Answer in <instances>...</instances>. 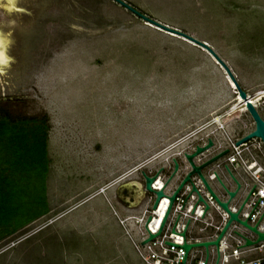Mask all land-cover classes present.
Returning a JSON list of instances; mask_svg holds the SVG:
<instances>
[{"label": "rangeland", "instance_id": "obj_1", "mask_svg": "<svg viewBox=\"0 0 264 264\" xmlns=\"http://www.w3.org/2000/svg\"><path fill=\"white\" fill-rule=\"evenodd\" d=\"M124 1L205 41L246 96L264 91V0ZM0 52V108L48 122V211L0 236V264H145L141 225L123 220L143 194L121 189L125 204L116 186L163 159L166 178L178 149L253 126L205 48L115 0H0ZM254 107L264 119V95Z\"/></svg>", "mask_w": 264, "mask_h": 264}, {"label": "built area", "instance_id": "obj_2", "mask_svg": "<svg viewBox=\"0 0 264 264\" xmlns=\"http://www.w3.org/2000/svg\"><path fill=\"white\" fill-rule=\"evenodd\" d=\"M215 118L216 116L213 117ZM238 137L239 135L226 137L223 143L217 145L215 152L224 148L227 151L218 158L219 160L217 159L214 168H219L225 176V181L229 180L232 186L234 184L230 174L237 180L239 184L237 193L227 204V208L231 212H236L239 220H245L248 226H254L255 231L231 219L216 244L192 245L185 251L181 247L183 242L214 239L228 215L226 211L214 205L207 193H203V196L211 204L212 209L203 214L202 202L195 203L193 194L185 199L186 191L180 190L175 195L160 227L169 203L168 196L175 185L163 187V195L159 197L155 207H152L154 190L161 188L165 180L158 171L150 183L151 189L146 190L142 187L145 201L137 214H126L123 218L127 221L126 218L130 217L135 224L141 225L138 229L137 243L134 245L143 263L264 264V238H257V232H262L264 237V165L256 159L260 158L257 152L264 156V145L258 137H251L235 144L234 141ZM156 170L147 175L154 174ZM141 180L143 181V178ZM103 188L100 187L98 190L101 191ZM196 222L201 225L197 226ZM159 227L158 234L141 243V240L149 233L156 232ZM203 233L204 235H197ZM245 239L251 242L245 244Z\"/></svg>", "mask_w": 264, "mask_h": 264}, {"label": "trees", "instance_id": "obj_3", "mask_svg": "<svg viewBox=\"0 0 264 264\" xmlns=\"http://www.w3.org/2000/svg\"><path fill=\"white\" fill-rule=\"evenodd\" d=\"M47 130L44 115H14L0 108V236L48 211Z\"/></svg>", "mask_w": 264, "mask_h": 264}, {"label": "water", "instance_id": "obj_4", "mask_svg": "<svg viewBox=\"0 0 264 264\" xmlns=\"http://www.w3.org/2000/svg\"><path fill=\"white\" fill-rule=\"evenodd\" d=\"M115 1L117 3H119L120 5L124 6L126 9L133 12L134 14H136L137 16H139L140 18L144 19L145 21L150 22V23H152V24H154V25H156V26H158L164 30H167L169 32L178 34V35L202 46L203 48H205L223 66V68L227 72L228 76L230 77V79L232 80V82L236 88L237 95L240 98L245 100L244 105H245L246 110L249 113L250 117L252 118L253 127L251 129H249L247 132H245L244 134H242L241 136H239L234 141V143L239 144L243 141L250 139L251 137H258L261 140L262 144L264 145V120L261 118V116L259 115V113L255 109V107L252 105V103H250L248 101V99H246L245 91L240 88V86L236 82L235 78L233 77V75L229 71L228 67L216 55V53L211 49V47L205 41L199 40V39L189 35L188 33L184 32L182 30H179L175 27L168 26L164 23H161V22H159L153 18L146 16L145 14L138 11L136 8H134L133 6H131L129 3L125 2L124 0H115ZM0 61H1V59H0ZM212 145H213V140L211 139L210 136H207L203 143H195L193 145V148L190 151H183L181 153V158L183 160L182 164H184V167H183L184 170L179 174V178H177L176 182L174 183L175 186H174L173 190L171 191L170 195L168 196L169 203H168L167 208H166L164 215L162 217L160 227H161L163 221L165 220V217L168 213V210L170 208V205H171L175 195L180 190L186 191L184 194L185 199L189 195L193 194L195 196V203H197L198 201L202 202L203 214L206 211H209L212 209L211 204L208 203L203 196L204 195L203 193L209 194L211 196V199H212L214 205H217L221 209L226 211L228 217L225 220V222L223 223L222 227L220 228V230L218 231V233L214 239L197 241V242H183L181 244V247L185 251L189 247H191L192 245L207 246L208 244H216L219 237L221 236V234L225 230V228L229 225L231 219H235V220L239 221L242 225L248 226L247 223L245 222V220H239L237 218L236 212H231L227 208V204L231 201V199L237 193V188L239 186L237 180L230 174L231 180H232L234 185L229 186V184H226L224 182V180L221 179V177L219 176L216 169L211 168V170H210V165H212L213 162L217 158L222 156L227 151V149L224 148V149L217 151V152H214V153H207L208 148L211 147ZM201 155H202V157H201ZM172 163H173L172 169L169 172L168 176L165 178L162 187L157 189V190H154L155 197H154V200L152 203V207H155L159 197L161 195H163V191H162L163 187H165L168 184V182L174 177V175L177 174L178 162L176 161L175 158H172ZM206 168H209L208 172L205 171ZM160 169H161V167H159L156 170V172H154V174H152V175H147L146 172L141 170L140 174H141V178H143V181L139 182L137 180H133V182L135 183V186L137 188V191H138L137 194L135 195L136 200H138L137 198H140L142 196V193H143L142 187H144V189H146V190L151 189L150 183L154 179L156 173ZM210 174H211V177H209ZM210 182H215L217 184L219 190L218 191L214 190L212 188ZM148 219H149V217L147 218V220ZM160 227L157 229L156 232L149 233L146 238L141 240V243L145 242L146 240H148V239L152 238L153 236H155L156 234H158ZM248 227L251 230L255 231L254 226H248ZM181 234L183 235V231H181ZM257 238L263 239L264 238L263 233L257 232ZM250 242L251 241L249 239H245V244H248Z\"/></svg>", "mask_w": 264, "mask_h": 264}, {"label": "crops", "instance_id": "obj_5", "mask_svg": "<svg viewBox=\"0 0 264 264\" xmlns=\"http://www.w3.org/2000/svg\"><path fill=\"white\" fill-rule=\"evenodd\" d=\"M260 115V114H259ZM261 116V115H260ZM262 119H263V117H262ZM264 120V119H263ZM225 135H229V137H231L230 136V134H229V132H226V134ZM206 136H209L208 134L206 135ZM206 136H204V138L206 137ZM203 137V136H202ZM211 137V136H210ZM204 138L202 139L203 141L202 142H204ZM199 139L197 138V141H198ZM198 143V142H197ZM220 143V142H219ZM195 144V142L191 145H186L185 146V149L186 150H189V149H191V146H193ZM179 150H184V148L183 149H178V151ZM217 150V145L216 144H214L213 143V145L211 146V147H209L208 148V150H207V153H214L215 151ZM218 159V158H217ZM217 159L213 162V164L212 165H210V170H211V168L213 169L214 168V166H215V162H217ZM219 160V159H218ZM162 163H161V165H159V167L160 166H164V165H166L165 164V160L163 159L162 161H161ZM181 163H183V160H181ZM208 169L209 168H206L205 169V171L206 172H208ZM214 169H216L217 170V172L221 175V177L223 178V180H225V176L223 175V173L219 170V168H214ZM176 180H177V174H175L174 175V177L168 182V185H172V184H174V182H176ZM133 181H130V182H128V183H126V188L128 187V186H130V185H132L131 183H132ZM226 182H228V184H229V186H232V183L229 181V180H226ZM211 183V186H212V184H215L216 186H217V184L215 183V182H210ZM167 186V185H166ZM217 188H218V186H217ZM219 189H217L216 191H218ZM125 199V201L124 202H127V203H125V204H130L131 203V201L130 200H127L126 198H124ZM132 204V203H131Z\"/></svg>", "mask_w": 264, "mask_h": 264}, {"label": "bare ground", "instance_id": "obj_6", "mask_svg": "<svg viewBox=\"0 0 264 264\" xmlns=\"http://www.w3.org/2000/svg\"><path fill=\"white\" fill-rule=\"evenodd\" d=\"M9 1V0H8ZM10 3V2H9ZM8 3V4H9ZM13 5V4H12ZM12 5H9V6H12ZM6 6V5H5ZM9 6H7V7H9ZM10 8V7H9ZM13 8V7H12ZM1 53V52H0ZM0 59H1V61L3 60V54L2 55H0ZM226 72V71H225ZM226 74H227V72H226ZM228 78H229V80H230V82L232 83V85H233V87L235 88V86H234V84H233V82H232V80L230 79V77L228 76ZM236 89V88H235ZM264 95V91H257L253 96H246V99H248V101L250 102V103H252V105L254 106V103L255 102H257V100L258 99H260L261 98V96H263ZM234 99L236 100V103L232 106V108H234V109H236L237 108V110H239V111H243V110H246V107H245V100L244 99H242V98H240L238 95H237V91H236V97H234ZM217 118H215L214 120H216ZM218 120V119H217ZM184 165V164H183ZM158 182V181H157ZM160 208H161V205H160ZM123 217H125V216H123ZM127 220H128V222H131V218L130 217H127L126 218ZM123 222V221H122ZM133 222V221H132ZM131 222V223H132ZM132 225H133V223H132ZM138 232V231H137ZM138 235V234H137Z\"/></svg>", "mask_w": 264, "mask_h": 264}, {"label": "flooded vegetation", "instance_id": "obj_7", "mask_svg": "<svg viewBox=\"0 0 264 264\" xmlns=\"http://www.w3.org/2000/svg\"><path fill=\"white\" fill-rule=\"evenodd\" d=\"M213 117H214V116H212V118H211L212 121L214 120ZM195 143H197V142H195ZM190 150H191V149H190ZM182 151H183V150H182ZM182 151H177V152L174 153L175 156H171V157H170V159H172V158H175V159H176V161L178 162V166H179V164H181V160H182V158H181V156H180L179 154H181ZM160 167H161V169L159 170V172L162 171V166H160ZM171 169H172V167H171ZM177 171H178V170H177ZM159 172H158V173H159ZM129 181H133V179H131V180H126V179H125V180L122 181L120 184H118V186H116V190H115L114 196H115L117 199L122 200V202H124L125 199H124L123 195L121 196L120 190H121V189H124L125 191H127L126 183H128ZM137 181H138V180H137ZM139 182H142V180L139 181ZM131 184H132V189H131L130 191H131V194L134 195L135 192L137 191V188H136L134 182H132ZM125 194H127V192H126Z\"/></svg>", "mask_w": 264, "mask_h": 264}, {"label": "snow or ice", "instance_id": "obj_8", "mask_svg": "<svg viewBox=\"0 0 264 264\" xmlns=\"http://www.w3.org/2000/svg\"><path fill=\"white\" fill-rule=\"evenodd\" d=\"M0 55H2V53H0Z\"/></svg>", "mask_w": 264, "mask_h": 264}]
</instances>
